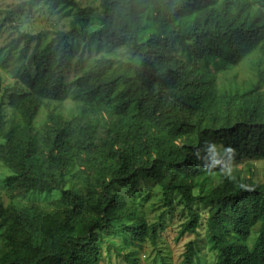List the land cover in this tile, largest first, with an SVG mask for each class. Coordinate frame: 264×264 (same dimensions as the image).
<instances>
[{
  "label": "trees",
  "instance_id": "1",
  "mask_svg": "<svg viewBox=\"0 0 264 264\" xmlns=\"http://www.w3.org/2000/svg\"><path fill=\"white\" fill-rule=\"evenodd\" d=\"M97 1L94 11L81 9L76 0H44L53 8L77 11L70 31L57 32L56 45L33 58V75L23 71L19 76L24 91L8 96L19 123L6 125L0 108V159L13 174L9 181L22 193L61 192L46 207L15 210L0 202V237L7 249L0 264H98L101 236L133 216L111 190L133 189L139 178L158 181L169 207L174 195L184 207H209L206 235L217 254L215 264H264V183L224 175L206 197L192 194L193 178L221 176L225 160L264 161V72L257 70L258 83L240 98L226 97L218 94L207 69L174 56L177 43H190L195 62L211 56L236 62L264 34V15L252 7L264 0ZM92 20L113 47L126 41L139 64L128 65L127 75L105 80L101 76L114 62H98L77 81V112L64 119L50 106L62 97L71 54L67 40L76 24ZM33 41L20 34L11 49L22 43L23 60ZM261 49L264 60V43ZM118 84L124 88L116 93ZM104 98L115 100L120 117L101 130L88 117L114 116L99 108L96 100ZM42 109L48 114L40 136L34 121ZM37 138L45 157L32 164ZM73 167L84 178L79 189L67 190L63 177ZM200 225V216L191 211L181 232L194 234ZM254 227L257 242L249 250L244 243ZM116 232L134 243L157 238L143 219ZM194 255L187 244L183 264H192Z\"/></svg>",
  "mask_w": 264,
  "mask_h": 264
},
{
  "label": "rangeland",
  "instance_id": "2",
  "mask_svg": "<svg viewBox=\"0 0 264 264\" xmlns=\"http://www.w3.org/2000/svg\"><path fill=\"white\" fill-rule=\"evenodd\" d=\"M81 9L92 8L99 10L97 0H76ZM253 10L260 11L264 15V1L252 5ZM76 10L66 8H53L44 0H0V108L3 120L10 125V120L19 123V118L8 107V96L13 93H21L24 88L19 84V76L23 71L34 74L33 58L46 52L56 45L57 32L66 34L70 31L71 23L76 15ZM145 30L141 37V43L146 40ZM20 34L34 37L25 59H21L23 44L12 50V42ZM71 49L70 60L65 71V85L61 99L50 106L57 115L69 119L77 112V101L74 99L75 86L87 72L98 62H114L112 67L105 71L101 79L109 80L128 74V65H138L139 61L130 54L129 44L120 40L117 47H113L110 39L102 34V28L96 21L88 24H76L74 33L68 38ZM264 34L257 38L254 45L248 47L238 55L234 63H228L223 59L211 56L205 62H195L190 57V43H177L174 48V56L184 61L190 67L207 69L215 77L216 90L219 95L226 97H241L245 92L255 87L258 83L257 70L264 72V60L262 58V44ZM223 56V54H222ZM237 56V55H235ZM260 69H259V68ZM124 85L118 84L116 93H119ZM264 88V84H263ZM99 108L112 114L110 120L105 115L98 113L89 115L88 120L96 124L101 130L105 128V122L115 123L118 115L114 111L115 100H96ZM48 111L42 109L34 121L35 133L42 135L47 123ZM104 115V116H103ZM3 142L0 136V143ZM185 143V141H182ZM37 138V151L32 157V164H41L44 155ZM226 169L219 174H204L193 178L192 194L195 197H206L222 181L223 176H238L241 179L250 180L257 184L264 183V161L251 160L239 164L225 160ZM12 172L0 159V202L5 208L20 209L33 204L46 207L48 203L57 201L60 191L52 192H20L9 178ZM83 174L79 167L71 168L63 177L64 189H79L83 181ZM111 193L120 197L124 203V209L132 212L128 217L113 227V232L103 234L100 238V256L98 264H183L187 244H191L195 251L192 264H215L217 254L211 250L209 237L206 235L209 207L195 203L185 210L181 198L178 195L172 197V207L165 204L162 196V188L158 181L139 178L133 189L113 187ZM197 213L201 218V225L194 234L182 233L181 225L189 219L190 212ZM143 219L148 226H153L157 235L155 242L146 239L143 243H134L126 239L121 233L116 232L121 226L134 223ZM257 242V227L251 230L244 245L252 250ZM7 249L0 237V262Z\"/></svg>",
  "mask_w": 264,
  "mask_h": 264
}]
</instances>
